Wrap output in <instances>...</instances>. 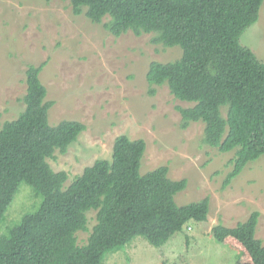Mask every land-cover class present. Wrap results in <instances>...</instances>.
Masks as SVG:
<instances>
[{
  "label": "trees",
  "instance_id": "obj_1",
  "mask_svg": "<svg viewBox=\"0 0 264 264\" xmlns=\"http://www.w3.org/2000/svg\"><path fill=\"white\" fill-rule=\"evenodd\" d=\"M51 1V0H46ZM82 14L120 36L153 34V43L180 46L171 62L152 61L147 79L167 83L172 93L192 106L179 107L183 128L204 122V141L222 152L235 151L225 186L264 154V62L240 43L259 20L264 0H70ZM46 63L26 71V107L0 127V223L22 182L41 196L39 207L0 235V264H103L107 252L142 235L163 246L190 220L205 221L210 199L178 205L175 195L188 185L173 180L169 166L144 175L143 138L118 135L112 158H99L65 186L68 172L55 171L48 158L66 153L86 128L81 121L49 123L53 100L40 74ZM155 93L153 87L151 90ZM227 114H223V106ZM96 211L89 231L88 213ZM260 212L236 226H222L246 248L254 264H264V243L256 236Z\"/></svg>",
  "mask_w": 264,
  "mask_h": 264
},
{
  "label": "rangeland",
  "instance_id": "obj_2",
  "mask_svg": "<svg viewBox=\"0 0 264 264\" xmlns=\"http://www.w3.org/2000/svg\"><path fill=\"white\" fill-rule=\"evenodd\" d=\"M86 14H74L70 0H0V127L26 107V71L46 63L40 78L48 89L49 123L81 121L86 128L67 149L48 162L65 170L71 184L99 158H112L118 135L143 138L146 151L140 174L168 165L173 180L186 178L175 195L178 205L210 199L205 221H188L163 246L138 235L106 253L103 264H254L246 248L222 226L233 227L260 212L256 236L264 243V154L249 162L230 184L235 151L222 152L204 141V122L183 128L179 107L194 105L177 98L167 83L152 85L147 71L152 61L171 62L182 56L180 46L153 43V34L120 36ZM240 43L264 62V3L259 20L248 27ZM156 92L152 93V88ZM227 114V106H223ZM41 196L22 182L0 223V235L35 211ZM88 213V230L79 231L85 244L96 223Z\"/></svg>",
  "mask_w": 264,
  "mask_h": 264
}]
</instances>
